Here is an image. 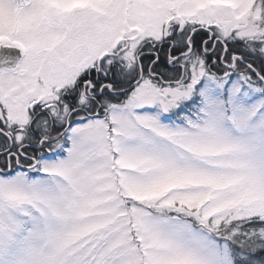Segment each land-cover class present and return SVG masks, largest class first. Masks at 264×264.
<instances>
[{
    "label": "snow or ice",
    "instance_id": "snow-or-ice-1",
    "mask_svg": "<svg viewBox=\"0 0 264 264\" xmlns=\"http://www.w3.org/2000/svg\"><path fill=\"white\" fill-rule=\"evenodd\" d=\"M0 264H264V0H0Z\"/></svg>",
    "mask_w": 264,
    "mask_h": 264
}]
</instances>
